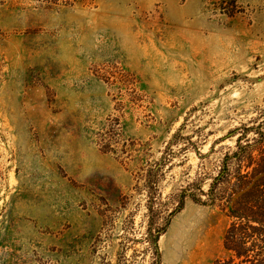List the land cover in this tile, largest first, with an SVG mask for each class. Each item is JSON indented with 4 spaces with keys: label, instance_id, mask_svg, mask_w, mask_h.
I'll list each match as a JSON object with an SVG mask.
<instances>
[{
    "label": "rangeland",
    "instance_id": "374dc122",
    "mask_svg": "<svg viewBox=\"0 0 264 264\" xmlns=\"http://www.w3.org/2000/svg\"><path fill=\"white\" fill-rule=\"evenodd\" d=\"M258 124L264 0H0V264H215Z\"/></svg>",
    "mask_w": 264,
    "mask_h": 264
},
{
    "label": "trees",
    "instance_id": "16d2710c",
    "mask_svg": "<svg viewBox=\"0 0 264 264\" xmlns=\"http://www.w3.org/2000/svg\"><path fill=\"white\" fill-rule=\"evenodd\" d=\"M206 196L210 203L218 202L230 218L223 256L215 264H264V124L239 134Z\"/></svg>",
    "mask_w": 264,
    "mask_h": 264
}]
</instances>
